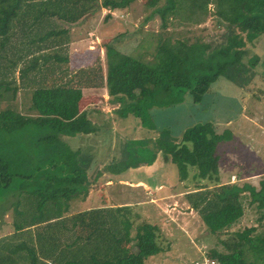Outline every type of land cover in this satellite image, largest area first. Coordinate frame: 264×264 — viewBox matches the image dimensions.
<instances>
[{
    "label": "trees",
    "instance_id": "16d2710c",
    "mask_svg": "<svg viewBox=\"0 0 264 264\" xmlns=\"http://www.w3.org/2000/svg\"><path fill=\"white\" fill-rule=\"evenodd\" d=\"M134 1L0 0V74H20L36 113L25 115L9 106L0 109V136L5 137L0 148L27 157L39 154V146L33 152L10 138L31 127L48 126L67 138L94 134L99 127L90 122L88 111L80 110L84 91L90 89L99 96L105 92L111 103H119L115 112L126 107L144 126L142 109L146 103L151 107L158 93L185 90L191 102L199 104L219 76L234 82L236 73L250 70V48L264 36V0H157L140 24L159 19L149 60L125 54L106 40L103 62L69 70L67 58L60 57L59 51L68 48L70 29L93 18L101 8L127 10ZM208 22L212 29L206 34L187 36L191 28ZM253 62L252 67L258 59ZM47 74H58V79L47 83ZM14 82L0 78V101L15 99ZM58 136L49 135L47 144L62 156L65 146L52 141ZM228 136L227 129L217 134L211 123L196 124L181 138L169 140L171 146L164 151H157L176 167L178 181L189 183L181 199L197 215L199 228L219 240L221 251L208 252L206 264H264V175L257 186L220 183L216 147ZM155 151L146 157L137 155L138 162L131 166L151 165ZM77 153L73 151L75 158L67 154L57 162L48 155V170L58 167L61 171L45 175L16 174L14 162L0 154V217L9 214L12 229L0 237V264H145L164 251L157 222L165 220L141 218L134 204H107L70 213L74 200L88 201L97 190L93 183L104 173L96 170L94 181L90 179L91 157L77 159ZM30 164L25 161V166ZM112 166L114 170L105 166L110 176L122 171H117V164ZM19 177L26 183H16ZM244 192L249 194L248 205L255 204L256 221L263 227L254 236L255 227L232 230L247 208Z\"/></svg>",
    "mask_w": 264,
    "mask_h": 264
},
{
    "label": "rangeland",
    "instance_id": "374dc122",
    "mask_svg": "<svg viewBox=\"0 0 264 264\" xmlns=\"http://www.w3.org/2000/svg\"><path fill=\"white\" fill-rule=\"evenodd\" d=\"M156 3L157 0H136L127 10L101 8L97 15L89 18L82 26L71 28L69 41L77 42L76 45H72V48L77 51L72 57L70 55L75 53V50L67 54L69 65L74 69L81 65L87 66L97 54L103 56L101 46L106 40L125 54L134 55L144 61L149 60L156 43L154 36L159 31V19L154 17L143 23L142 27L140 24L143 16L147 15ZM208 24L191 28L187 36L191 38L206 34L212 29L211 23L208 22ZM248 58H252L249 62L251 65L254 63L253 60L258 59L257 65L255 63L252 67L246 64L250 70L236 73L235 77L238 80L234 82L224 74L219 76L210 85L209 91L199 104H193L190 95L185 90L173 89L169 94L158 93L152 99V106L148 107L149 103H146L147 108L145 106L142 109L144 126L140 118L127 113L126 107L115 112L116 104L103 106L101 111L106 115L103 120L105 123L100 122L101 115L98 112V114H93V117L100 122V127L97 128L94 136L91 135L89 138L78 135L70 138L60 137L56 132L53 133L54 129L48 126L31 127L25 133L10 138L21 147L32 149L33 152L39 146L42 150L39 154L32 153L27 157L4 148H0V154L6 156L4 159L10 164L14 162L15 166L12 171L19 175L57 173L61 171L58 167L48 170L50 158L55 162L67 154L75 158L73 151L80 152L77 153V159L89 158L87 156L89 155L91 157L89 158L90 170H92L89 178L94 181L96 170L107 174L98 175L93 183L97 185V190L91 193L88 201H73L70 213L107 204L112 206L134 204L136 205L134 210L138 211L141 218L152 221L158 218L165 220L157 222L162 230L160 240L164 251L158 256L148 258L145 264H200L206 260L205 258H209L208 252L212 249L221 251L222 247L218 245L217 237L209 235L204 228H199L201 225L197 215L184 204L181 199L182 195L168 198L169 193L165 191L166 189L158 192L146 191L144 188L131 185L126 180L122 182L119 180L120 178H128L131 181L143 179L155 189L159 183L156 180V174L147 175L140 170V167L131 166L132 162H138L136 158L138 153L142 150L141 154L148 152L146 145H138L136 141L143 139L147 142L150 151L156 148L164 151L171 146L169 140L179 139L187 128L196 124L211 123L217 134L223 133L226 129L231 133V136L216 147L222 180L230 182V177L234 176V179L236 177L239 180L238 185L249 183L257 186L260 177L264 175V36L256 46L250 48ZM0 78L6 82L15 80L12 86L17 87V93L19 92V95L12 101L10 99L0 101V109L9 106L25 115L35 116L36 113L30 106L31 92L30 90L22 91L20 74H0ZM95 99L100 98L98 96L85 98L86 102L80 106V110L90 111L91 109L90 112H92L93 107L91 106L94 105ZM95 115L99 117L96 118ZM54 134L58 137L52 141L58 142L60 147L65 146L61 148L64 150L62 156H59L47 144V137ZM1 138L5 137L0 136V142L3 143ZM48 155L50 158L47 159ZM25 161L31 164L25 166ZM113 163L115 166L118 165L117 171L119 169L122 171L110 176L111 174L105 171V166L108 165L109 170H114ZM126 166L130 168L123 170ZM156 167L155 164L152 165V168ZM37 168L41 170L37 171ZM166 170H171L172 178H174L173 169L165 165L164 171ZM102 178L103 181L100 182ZM106 179L110 182L106 183ZM26 181L19 177L16 183H26ZM166 182L168 179L164 183ZM176 185L178 186L175 184L171 188ZM243 195V205L247 208L244 217L233 226L232 230L242 231L245 228L255 227L256 231L251 234L254 236L259 234L263 227L259 226L256 221L259 214L254 211L255 204L248 205L250 200L248 192H244ZM9 219L11 220L9 214L0 217V237L12 233Z\"/></svg>",
    "mask_w": 264,
    "mask_h": 264
},
{
    "label": "crops",
    "instance_id": "0c3cea01",
    "mask_svg": "<svg viewBox=\"0 0 264 264\" xmlns=\"http://www.w3.org/2000/svg\"><path fill=\"white\" fill-rule=\"evenodd\" d=\"M83 24V23H82ZM82 24L80 25V26H82ZM80 26H74V27H80ZM76 43L77 42H74V41H69V45H68V48L67 49H63V50H61V51H59V55H60V57H66L67 58V54L70 52V51H72V50H75V53H73V54H71L70 55V57H72L74 54H76V49L75 48H72L73 46V44L74 45H76ZM103 43V42H102ZM101 46V45H100ZM101 48H103L102 46H101ZM81 52H83V51H81ZM77 53H80V52H77ZM84 53H86V52H84ZM101 54H97L96 56H95V58H93V61H90L88 64H87V66H83V65H81V66H78L77 68H73L72 66H70L69 65V60L67 59V65H68V69L69 70H78V69H86V68H91L92 66H94V65H96L97 66V64L98 63H101V62H103V56H100ZM132 56H134V55H132ZM64 68H65V66H64ZM102 69L104 70V68H103V66H102ZM32 75H34V74H31V76ZM54 78H56V79H58V74H47L46 75V77H45V79H47L46 80V82L47 83H52V82H54L56 79H54ZM22 91H24V92H27V91H29L27 88H25V87H22ZM30 93V92H29ZM19 95V92L16 94V96H18ZM96 96H98V98H100V99H95V103L93 102V106H91V107H93L92 108V112H90L91 111V109H90V111L89 110H86V111H88V113H89V119L91 120L90 122L93 124V125H95L96 127H100L99 126V124H100V122H102V123H105L103 120H105V118H106V115L105 114H103L104 112L103 111H101V110H103V106H110V105H115L116 104V109H118V105H119V103H111L110 102V100H109V97H108V95L105 93V92H102V94H100V96L99 95H96V92L95 91H92V89H90L89 91H84V94H83V97H82V100H81V102H80V106L82 105V104H84L86 101H85V98L87 99V98H92V97H96ZM30 97H31V95H30ZM16 98V97H15ZM108 103H110V104H108ZM116 109H114V111H116ZM96 111V112H95ZM102 113H101V112ZM101 115V118L99 117V115H95V117L96 118H98L99 117V119H100V122L99 121H97L94 117H93V114H98V113ZM107 121V120H106ZM185 131V130H184ZM183 131V132H184ZM183 132H182V134H183ZM182 134H181V136H182ZM91 135H96V132L94 133V134H89V135H85V136H83V137H86V138H89V137H91ZM181 138V137H180ZM154 140H156V139H154ZM153 140V141H154ZM137 143L136 144H140V143H143L144 145H146L145 147L148 149V152H147V154L146 153H142L143 155L142 156H148V155H150L149 153H152V151H150V148L148 147V144H147V142H145V141H143V139H138L137 141H136ZM139 142V143H138ZM140 145H142V144H140ZM143 146V145H142ZM144 147V148H145ZM145 148V149H146ZM156 151H155V153H156V156H155V159H154V161L152 162V164L151 165H148V163H145V162H140V163H138V165L137 166H135V168H138V167H140V170H142V171H144L145 173H147V175H151V174H156V180L159 182L158 183V185L156 186V188L155 189H153L152 188V186L150 185V184H148L146 181H144L143 179H139V180H137V181H131V180H129L128 178H120V182H122L123 180H126V182H128V183H130L131 185H136V187H141V188H144L146 191H148V190H152V191H163L164 189H166L165 191H168V193H169V195H168V198H171V197H175V196H180V195H184V194H186L188 191H189V183L188 182H179L178 181V174H177V171H176V167L173 165V164H171V162L168 160V159H166L165 157H164V155H163V153L160 151V150H158L157 151V148L155 149ZM143 151V150H142ZM141 151V152H142ZM95 152H96V150H95ZM141 152L140 153H138V155H140L141 154ZM91 154H92V152H91ZM95 154V153H94ZM153 164H155L157 167L156 168H152V165ZM165 165H166V167H171L172 169H173V171H174V178H172V172H171V170L170 171H164V169H165ZM218 168H219V157H218ZM100 170H98V172H99ZM97 172V171H96ZM101 172V171H100ZM105 174H107V173H103L101 176H103V175H105ZM167 174H169V175H167ZM219 176H220V183L221 184H227V183H231V184H234V183H237L238 184V179H236V177H235V179H234V176H231L230 177V182L229 181H223L222 180V176H221V174H220V170H219ZM103 178H105V177H103ZM103 178H102V180L100 181V182H102L103 181ZM166 179H168V182H166V183H164L165 182V180ZM106 183H109L110 181H107V179H106V181H105ZM168 183H171L169 186H166ZM175 184H178V186L176 185L175 187H173V188H171L173 185H175ZM166 186V187H165ZM191 191V190H190ZM153 192V193H154ZM185 204V203H184Z\"/></svg>",
    "mask_w": 264,
    "mask_h": 264
},
{
    "label": "built area",
    "instance_id": "2783aa9c",
    "mask_svg": "<svg viewBox=\"0 0 264 264\" xmlns=\"http://www.w3.org/2000/svg\"><path fill=\"white\" fill-rule=\"evenodd\" d=\"M206 263H207V261L205 260V261L201 262L200 264H206Z\"/></svg>",
    "mask_w": 264,
    "mask_h": 264
},
{
    "label": "bare ground",
    "instance_id": "6f19581e",
    "mask_svg": "<svg viewBox=\"0 0 264 264\" xmlns=\"http://www.w3.org/2000/svg\"><path fill=\"white\" fill-rule=\"evenodd\" d=\"M144 63V62H143Z\"/></svg>",
    "mask_w": 264,
    "mask_h": 264
}]
</instances>
